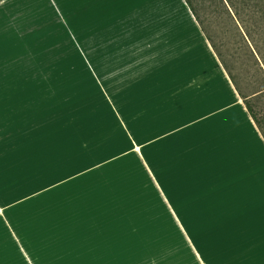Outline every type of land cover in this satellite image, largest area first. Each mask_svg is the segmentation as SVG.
Returning a JSON list of instances; mask_svg holds the SVG:
<instances>
[{
    "label": "rangeland",
    "instance_id": "rangeland-1",
    "mask_svg": "<svg viewBox=\"0 0 264 264\" xmlns=\"http://www.w3.org/2000/svg\"><path fill=\"white\" fill-rule=\"evenodd\" d=\"M192 2L264 122V55L252 44L254 40L264 52V9L254 14L245 9L239 19L223 0ZM40 9L22 10L0 29V264H117L112 259L120 264H185L175 260L182 253L187 262L192 258L190 248L182 245L178 214L169 216L159 203L149 212L150 186L137 166L149 174L143 151L135 150L118 129L117 118L101 116L105 52L109 45L112 53L122 39L103 35L107 23L100 0L61 17L48 5ZM115 61L111 54L110 62ZM93 112L97 116L91 119ZM106 194L112 200L98 198ZM93 196L125 224V234L119 236L102 220L104 231L116 238L101 244L97 236L103 225L97 223L89 226L95 233L92 241L88 237L89 243L83 238L79 246L70 245L69 237L54 233L55 227L68 228L73 219L68 208ZM172 201L174 206L181 203ZM138 225L142 229H135ZM33 237L38 248L29 244Z\"/></svg>",
    "mask_w": 264,
    "mask_h": 264
},
{
    "label": "crops",
    "instance_id": "crops-1",
    "mask_svg": "<svg viewBox=\"0 0 264 264\" xmlns=\"http://www.w3.org/2000/svg\"><path fill=\"white\" fill-rule=\"evenodd\" d=\"M92 1L0 0V29L22 10L39 13L48 5L54 16L61 17ZM100 2L107 23L103 35L122 39L112 53L109 45L105 52L101 116L117 118L118 129L135 150L143 151L149 174L138 159L136 164L150 186L149 212L159 203L168 215L178 214L182 245L190 248L193 259L187 262L182 253L175 260L264 264V138L187 4ZM111 54L117 61L110 62ZM105 197L108 194L98 198ZM95 199L84 197L79 206L68 208L72 222L68 228L55 227L54 233L79 246L83 238L94 239L89 226L103 225V220L124 235L125 224ZM174 199L181 203L174 206ZM121 204L124 211V201ZM106 226L97 236L101 244L116 238L104 231Z\"/></svg>",
    "mask_w": 264,
    "mask_h": 264
},
{
    "label": "trees",
    "instance_id": "trees-1",
    "mask_svg": "<svg viewBox=\"0 0 264 264\" xmlns=\"http://www.w3.org/2000/svg\"><path fill=\"white\" fill-rule=\"evenodd\" d=\"M184 1L187 4L190 12L194 16L195 20L198 22L201 30L205 34L207 40L209 41L212 49L215 51L216 55L218 56L220 62L223 65V67L225 68V70H226L229 78L231 79L232 83L234 84V87L237 90L238 94L242 97L243 102H244L249 114L251 115V117L255 121L257 127L260 128L261 123H262L261 119H259V117L257 116V113L254 111V108L252 107L251 103L247 100V96L244 95L243 92L240 90V88L238 87L233 75L230 73L227 65L225 64V62L221 58V55L218 52V50L216 49L215 44L213 43L211 36L205 30V27H204L199 15H198L196 9H195V6H194L192 0H184ZM223 3L227 6L228 9H232L233 10V14L239 19H242L240 17V13H242V11H245V9L247 11L246 14H254V13L258 12V10L261 11V10L264 9V0H223ZM248 30H249L248 27L244 28V32H245V35L247 36V38L250 36V33L248 32ZM252 41H253L252 44L255 47L254 49H257L256 52L258 54H260L261 57H262V52H261L260 48H258V46H257L256 42H254V40H252ZM262 136L264 138V134H262Z\"/></svg>",
    "mask_w": 264,
    "mask_h": 264
},
{
    "label": "water",
    "instance_id": "water-1",
    "mask_svg": "<svg viewBox=\"0 0 264 264\" xmlns=\"http://www.w3.org/2000/svg\"><path fill=\"white\" fill-rule=\"evenodd\" d=\"M31 241L29 242L30 245H33L35 248H38L39 242L37 241L36 237H33L30 239ZM22 250L24 254H29L30 250H28L22 243Z\"/></svg>",
    "mask_w": 264,
    "mask_h": 264
},
{
    "label": "snow or ice",
    "instance_id": "snow-or-ice-1",
    "mask_svg": "<svg viewBox=\"0 0 264 264\" xmlns=\"http://www.w3.org/2000/svg\"><path fill=\"white\" fill-rule=\"evenodd\" d=\"M262 55H264V52H262ZM259 131L264 134V122L261 123V126L259 128Z\"/></svg>",
    "mask_w": 264,
    "mask_h": 264
}]
</instances>
